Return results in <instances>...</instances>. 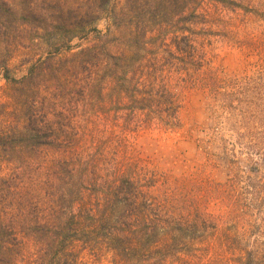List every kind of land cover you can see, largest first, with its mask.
<instances>
[{
	"label": "trees",
	"instance_id": "trees-1",
	"mask_svg": "<svg viewBox=\"0 0 264 264\" xmlns=\"http://www.w3.org/2000/svg\"><path fill=\"white\" fill-rule=\"evenodd\" d=\"M236 4L0 0V264H264V65L224 78L210 56ZM193 88L252 123L223 182L137 141L178 129Z\"/></svg>",
	"mask_w": 264,
	"mask_h": 264
},
{
	"label": "rangeland",
	"instance_id": "rangeland-1",
	"mask_svg": "<svg viewBox=\"0 0 264 264\" xmlns=\"http://www.w3.org/2000/svg\"><path fill=\"white\" fill-rule=\"evenodd\" d=\"M235 2L236 10L228 14L232 24L230 32L214 37L210 51L211 65L224 78L250 75L264 65V0ZM98 26L103 28L104 21ZM10 64L15 76L25 72L18 60H12ZM3 84L0 77V86ZM0 99L5 98L1 96ZM179 119L180 126L173 132L154 131L137 138L144 155L157 167L176 176L223 182L231 172L221 146L224 141H236L235 131H243V125L252 123H240L239 126L233 123L234 118L218 100L194 88L184 91L181 96ZM255 120V129L260 130L264 115L261 120ZM240 139L245 141L243 137ZM242 154L237 153V156L244 168L246 163Z\"/></svg>",
	"mask_w": 264,
	"mask_h": 264
}]
</instances>
